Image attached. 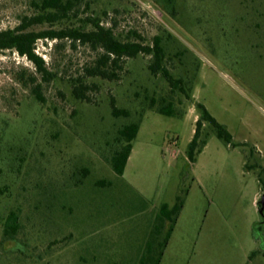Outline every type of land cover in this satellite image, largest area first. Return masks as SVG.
<instances>
[{
  "label": "rangeland",
  "instance_id": "obj_1",
  "mask_svg": "<svg viewBox=\"0 0 264 264\" xmlns=\"http://www.w3.org/2000/svg\"><path fill=\"white\" fill-rule=\"evenodd\" d=\"M31 2L0 0V30L37 13ZM89 17L122 41L158 36L164 67L190 97L152 74L145 53L124 58L108 80L86 72L101 49L37 39L53 74L44 80L25 56L0 52V264H264V0H86L30 29L89 30ZM76 79L88 101L75 96ZM111 98L129 116H113ZM152 100L171 101L181 116L149 109ZM197 102L232 140L205 124L206 144L190 162ZM138 120L119 176L109 162L118 130ZM182 191L157 263L169 224L157 230L159 208ZM10 211L19 221L12 237L3 231Z\"/></svg>",
  "mask_w": 264,
  "mask_h": 264
},
{
  "label": "trees",
  "instance_id": "obj_2",
  "mask_svg": "<svg viewBox=\"0 0 264 264\" xmlns=\"http://www.w3.org/2000/svg\"><path fill=\"white\" fill-rule=\"evenodd\" d=\"M31 3L37 9V13L30 16H23L20 23L14 28L0 30V52L4 50H15L19 55L25 56L34 64L35 70L41 75L42 79L46 80L50 76H53V74L46 68L42 57L35 53L36 40L41 38L59 40L71 38L73 41L87 43L93 49L98 48L102 50V53L99 54V57L95 60L94 65L86 68L88 76H98L108 80L117 79V71L121 69V62L124 58H134L139 53H145L152 56V62L148 65V69L152 74H156L157 72L161 73L171 90L178 88L187 98L190 97L184 88L183 81L174 78L164 67V51L158 36L153 37L151 45H144L138 41H122L114 35L112 28L104 27L100 25L97 19H91L90 17L89 19L93 27L89 30L65 27L61 29L50 28L35 31L30 29L34 25L44 22L53 23L68 18L72 11L81 3H86V0H32ZM30 80L31 82L35 81L33 78ZM76 81L78 85L74 88L75 96L78 99L88 101L89 98L85 95V89L88 88V86L80 79H76ZM37 86L38 85L32 89L33 94L37 100L42 101V96L38 92ZM110 104L113 116H129L127 110L116 107L113 98L110 99ZM195 106L198 113L195 120L194 133L186 150L190 162L196 160V156L202 151L206 144L207 140L201 138V132L205 124H208L213 129L218 138L227 143L232 140V135L209 113L204 104L197 102ZM148 108L167 116H181L176 111L171 101L155 105V102L152 100ZM140 121L141 120L128 122L118 130L119 136L117 142H119L120 145L113 151L109 162L113 172L119 176H122L124 172L133 146L132 142L139 129ZM259 180L262 182L261 177H259ZM184 201L185 192L182 191L176 196L172 206L164 203L159 208L158 218L160 223L157 226V230L163 227L165 222L169 224L164 241L161 243V248L158 251L157 263L160 261L163 246L170 237L178 215L184 206ZM18 227V214L16 211H10L4 223L3 231L7 236L12 237L17 232ZM149 245L150 244L146 246V250L141 257L142 263H144V258L151 253Z\"/></svg>",
  "mask_w": 264,
  "mask_h": 264
},
{
  "label": "water",
  "instance_id": "obj_3",
  "mask_svg": "<svg viewBox=\"0 0 264 264\" xmlns=\"http://www.w3.org/2000/svg\"><path fill=\"white\" fill-rule=\"evenodd\" d=\"M257 206H258V211L259 214L262 217V222H264V218H263V210H264V193L260 196V198L257 201Z\"/></svg>",
  "mask_w": 264,
  "mask_h": 264
},
{
  "label": "crops",
  "instance_id": "obj_4",
  "mask_svg": "<svg viewBox=\"0 0 264 264\" xmlns=\"http://www.w3.org/2000/svg\"><path fill=\"white\" fill-rule=\"evenodd\" d=\"M196 118V117H195ZM132 150V149H131ZM129 158V157H128ZM125 170V169H124Z\"/></svg>",
  "mask_w": 264,
  "mask_h": 264
},
{
  "label": "flooded vegetation",
  "instance_id": "obj_5",
  "mask_svg": "<svg viewBox=\"0 0 264 264\" xmlns=\"http://www.w3.org/2000/svg\"><path fill=\"white\" fill-rule=\"evenodd\" d=\"M264 218V217H263Z\"/></svg>",
  "mask_w": 264,
  "mask_h": 264
}]
</instances>
